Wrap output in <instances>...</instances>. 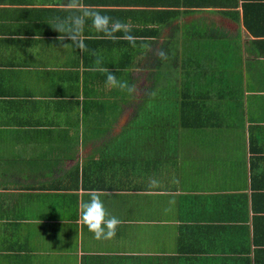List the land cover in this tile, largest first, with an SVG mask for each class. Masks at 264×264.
I'll list each match as a JSON object with an SVG mask.
<instances>
[{
  "label": "crops",
  "instance_id": "obj_1",
  "mask_svg": "<svg viewBox=\"0 0 264 264\" xmlns=\"http://www.w3.org/2000/svg\"><path fill=\"white\" fill-rule=\"evenodd\" d=\"M140 1L79 6L110 17L109 30L119 21L157 35V46H204L213 31L214 45L187 56L202 65L191 67L202 104L224 117L206 131L152 132L150 148H128L133 108L119 102L102 114L93 101L80 104L87 72L105 53L85 34L92 19L81 50L62 45L51 26L81 14L66 10L69 0H0V264H264V0L175 10ZM166 11L180 15L163 19ZM101 119L110 127L78 130ZM89 190L121 221L112 239H95L79 222Z\"/></svg>",
  "mask_w": 264,
  "mask_h": 264
},
{
  "label": "trees",
  "instance_id": "obj_2",
  "mask_svg": "<svg viewBox=\"0 0 264 264\" xmlns=\"http://www.w3.org/2000/svg\"><path fill=\"white\" fill-rule=\"evenodd\" d=\"M140 4L150 7H173V10H175L174 7L181 8L183 6H217L214 0H143V2L140 1ZM176 12L166 11L163 19L169 18L174 13L179 16L180 13ZM89 22L88 25H93V21L89 20ZM86 30L89 34L85 31L86 36L89 37V42L98 45V48L100 47V50L105 53L101 60L103 65L96 66L94 72L91 70L87 72V81L89 80L90 83L85 82L80 104L84 107L86 102L93 101L96 108H98V112L105 111L112 106V114L121 108L119 102L128 104L133 108L135 118L133 117L134 119L132 118L128 122L123 132L125 134L124 139L128 142V148H135L139 141L144 148H150L151 141L149 140L151 137L146 136V134L152 132L165 136V133L176 134L177 130L181 131L182 129L197 131L203 129V131H206L207 127L218 122L217 119L224 117L212 115L202 104L207 94L199 88L197 79L200 76L198 72L191 70V67H202V65H200L201 62L197 64L190 62L191 59L189 58L202 55V49H207L208 44H215L213 31L208 30V35L204 37L208 42H204V46L202 40L194 41L191 39L184 40L181 43L179 41L167 42L157 46L158 37L155 34L154 38L151 39L150 36H146L147 33L143 35L141 31L131 33L132 30H116L111 37L100 40L99 36L104 32L97 31L94 27L92 30ZM155 32L159 33L160 30ZM127 36L134 38V44L126 38ZM174 43L177 44L174 48L179 52H172L171 49H173ZM180 45L184 46L182 52ZM194 51L199 52L195 55H189ZM161 53L164 55L161 56ZM98 54L100 55V53ZM99 55L96 57H100ZM101 68H107L116 76L117 80L123 77L124 74L126 83L132 89L133 83L139 80L145 72H148L145 80L148 79L154 85L159 83L161 78H164L161 82L162 85L155 86L154 89L151 87L152 85L148 88L143 87L141 89L143 94L137 96L135 93H137L138 86L135 92L134 89L129 92L127 89H117L115 91V87L106 85V82H104L106 73L101 71ZM204 72L202 71L200 75ZM120 82H123V78ZM78 84L81 85L80 77H78ZM223 95L232 96V94ZM65 96L77 97L78 93L77 91L74 93L65 92ZM207 99L212 98L208 95ZM77 100H74V102H77ZM89 124L93 125L92 123ZM90 125L79 126L78 130L82 129L83 132H89L93 129L104 130L109 128L111 123L104 124V120H102L98 125Z\"/></svg>",
  "mask_w": 264,
  "mask_h": 264
},
{
  "label": "clouds",
  "instance_id": "obj_3",
  "mask_svg": "<svg viewBox=\"0 0 264 264\" xmlns=\"http://www.w3.org/2000/svg\"><path fill=\"white\" fill-rule=\"evenodd\" d=\"M66 10L69 12H79L81 14L70 15L64 20H58L55 25H51L53 29L60 33L58 40L62 42V45L64 44L63 41L67 39L72 41V43L79 49H86V45L81 38L85 18H91L93 21V27L97 31L104 32L109 37L112 36L114 31L121 28H124L125 31H130L127 26L122 25L119 21L112 22L111 30H109L111 18L100 15L97 10L80 7L79 0H69ZM126 38L134 44L133 37L127 36ZM163 55L164 54L161 53V56ZM94 63L100 65L101 59L97 57ZM100 70L106 73V85L118 87L120 89H127L129 92L133 90L126 82L118 81L116 76L107 68H101ZM157 183V181L152 180L150 181L149 187H155L157 186ZM87 195H89L90 199L87 202H81L79 206V222L87 226L88 230L94 234V238L97 240L114 238L116 229L121 221L117 217L109 216L107 214L103 201L101 200V195H103L101 191L89 190Z\"/></svg>",
  "mask_w": 264,
  "mask_h": 264
},
{
  "label": "rangeland",
  "instance_id": "obj_4",
  "mask_svg": "<svg viewBox=\"0 0 264 264\" xmlns=\"http://www.w3.org/2000/svg\"><path fill=\"white\" fill-rule=\"evenodd\" d=\"M148 75V72H145V74H143V76L142 77H140V79L139 80H137L136 82H137V85H138V89L136 88V85H135V90L137 89V93H135L137 96H140V95H142L143 94V92H142V88L143 87H145V88H148L150 85H152L151 87L154 89V87L155 86H160V85H162V83L161 82H163V78H161L160 80H159V83H157L156 85H154V84H152V82L151 81H149L148 79L147 80H145V78H146V76ZM142 82H143V84H142ZM216 97V93H214V98ZM140 101V100H139ZM113 121V120H112ZM81 132H83L82 131V129L80 130ZM177 132H179L178 130H177ZM84 133V132H83Z\"/></svg>",
  "mask_w": 264,
  "mask_h": 264
}]
</instances>
